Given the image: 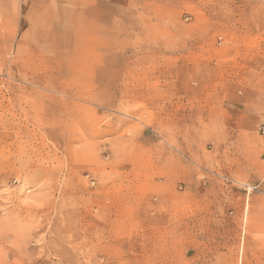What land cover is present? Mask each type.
I'll list each match as a JSON object with an SVG mask.
<instances>
[{"label":"rangeland","instance_id":"obj_1","mask_svg":"<svg viewBox=\"0 0 264 264\" xmlns=\"http://www.w3.org/2000/svg\"><path fill=\"white\" fill-rule=\"evenodd\" d=\"M263 128L264 0H0V264H264Z\"/></svg>","mask_w":264,"mask_h":264},{"label":"built area","instance_id":"obj_2","mask_svg":"<svg viewBox=\"0 0 264 264\" xmlns=\"http://www.w3.org/2000/svg\"><path fill=\"white\" fill-rule=\"evenodd\" d=\"M263 131H264V128H263ZM245 188H246V189H249V188H250V186H246ZM251 188H252V187H251Z\"/></svg>","mask_w":264,"mask_h":264}]
</instances>
